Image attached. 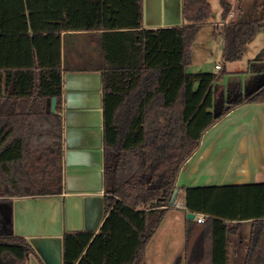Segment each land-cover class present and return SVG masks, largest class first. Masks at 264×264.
Instances as JSON below:
<instances>
[{
  "label": "trees",
  "instance_id": "16d2710c",
  "mask_svg": "<svg viewBox=\"0 0 264 264\" xmlns=\"http://www.w3.org/2000/svg\"><path fill=\"white\" fill-rule=\"evenodd\" d=\"M182 1L185 25L154 29L143 26L144 0H0V202L63 193L60 35L85 33L100 48L97 62L73 68L102 77L105 220L97 233L64 234L63 264H146L204 134L238 106L264 103V84L215 101L225 71H187L212 6ZM220 4L224 21L232 6ZM256 5L260 17L239 14L224 26L225 62L241 60L264 28V0ZM184 192L186 210L207 219L187 228L177 264H235L228 248L244 222H252L244 264H264V182ZM6 223L0 210V264H27L34 249Z\"/></svg>",
  "mask_w": 264,
  "mask_h": 264
},
{
  "label": "crops",
  "instance_id": "0c3cea01",
  "mask_svg": "<svg viewBox=\"0 0 264 264\" xmlns=\"http://www.w3.org/2000/svg\"><path fill=\"white\" fill-rule=\"evenodd\" d=\"M254 1L229 0L234 21L238 19V12L242 17L252 18L256 10ZM222 22L221 13L220 21L210 18L202 26L192 46V62L187 71L196 74L224 70V78L217 85L215 95L217 99L227 100L222 93L229 89L228 98L231 100L257 88L264 80V28L247 44L241 60L225 62ZM183 25L182 0H144V28ZM60 42L63 193L51 197H15L0 202L6 224L16 235L26 238L34 249L27 264H63L64 234L76 231L97 233L105 220L102 77L98 71L73 68L97 62L100 48L85 33L61 34ZM263 182L264 103H245L230 111L204 134L198 150L181 169L172 221L179 222L185 241H180L178 246H173L172 239L168 243L164 236L167 212L147 245L146 264L153 242H156L153 247L156 248V258H161L160 252L165 250L170 252L169 263L184 260L187 228L198 226L195 219L187 218L185 188ZM251 225L252 222H244L241 231L231 236L228 255L235 264L245 263ZM159 234H162L160 240L157 238Z\"/></svg>",
  "mask_w": 264,
  "mask_h": 264
},
{
  "label": "rangeland",
  "instance_id": "374dc122",
  "mask_svg": "<svg viewBox=\"0 0 264 264\" xmlns=\"http://www.w3.org/2000/svg\"><path fill=\"white\" fill-rule=\"evenodd\" d=\"M255 1H254V4L255 5L258 4V3H255ZM258 1H260V0H258ZM211 5H212V17H211V19L220 21L221 20L222 7H221L219 0H211ZM255 9L256 10L253 12V17H260V8H257V5H256ZM238 13L240 14V12H238ZM35 39L37 40V36H35ZM260 56H262V55H260ZM219 63H221V62H219ZM221 64H223V63H221ZM219 73H220L219 70H214V74H219ZM228 91H230V90L227 89V91L222 93V96H225L227 98V100H229ZM216 98H217V96L215 95V101H216ZM173 211H174L173 209H170L168 211L169 214L166 215V219H165L166 222L165 223L167 225V228L165 229L164 236L167 239L168 243L172 239L173 246H178L180 241H182V242L185 241V235H184V232H183V234L181 233V227L179 226V222H176L175 220L172 221V219H173L172 217L175 215L173 213ZM164 224H163V226H164ZM157 238L160 240L162 238V234H159V236ZM157 238H154L153 241H156ZM159 240H157V242ZM155 245H156V242H153V244H150V250H149L150 256H149L148 264H156V263L159 264V262H160V264H176L175 261H174V263H169L171 260V258L169 257L170 252L165 251V250H161V252H160L162 255L161 258H156V248L153 249V247Z\"/></svg>",
  "mask_w": 264,
  "mask_h": 264
},
{
  "label": "water",
  "instance_id": "95a60500",
  "mask_svg": "<svg viewBox=\"0 0 264 264\" xmlns=\"http://www.w3.org/2000/svg\"><path fill=\"white\" fill-rule=\"evenodd\" d=\"M262 84H264V80H263V82L260 84V86H261ZM56 110H57V98L54 97V98L52 99V103H51V112H52V113H55ZM178 194H179V188H176V189L174 190V193H173V195H172V197H171V200H170V204H169L170 207H175V206H176V201H177ZM187 218L193 220V219L195 218V213H193V212H188V213H187Z\"/></svg>",
  "mask_w": 264,
  "mask_h": 264
},
{
  "label": "built area",
  "instance_id": "2783aa9c",
  "mask_svg": "<svg viewBox=\"0 0 264 264\" xmlns=\"http://www.w3.org/2000/svg\"><path fill=\"white\" fill-rule=\"evenodd\" d=\"M234 18H235L234 13L231 11L230 14L228 15L227 19L222 22V25L225 26V25L229 24L230 22H233ZM217 68H220V66H217ZM176 205H177V203H176ZM194 219L197 223L202 224L206 221L207 216L205 214H197V215H195Z\"/></svg>",
  "mask_w": 264,
  "mask_h": 264
}]
</instances>
